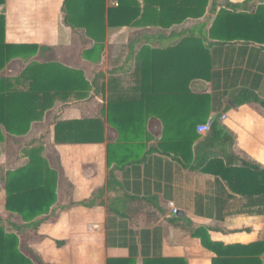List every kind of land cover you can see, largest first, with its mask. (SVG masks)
<instances>
[{
  "label": "crops",
  "instance_id": "crops-1",
  "mask_svg": "<svg viewBox=\"0 0 264 264\" xmlns=\"http://www.w3.org/2000/svg\"><path fill=\"white\" fill-rule=\"evenodd\" d=\"M64 1L6 0L0 7L6 19V43L45 48L34 58L14 59L7 67L16 61L48 62L40 58L50 51L67 53L70 60L60 62L84 70L92 83L103 74L101 89L98 93L93 90L90 101H57L42 122L33 123L28 135L6 136V146L12 138L30 140H21L16 146L15 162L6 156L8 152L0 153V176L28 164L26 157H20L21 148L38 146L58 173L56 214L41 223L29 240L30 247L45 264H108L110 259L144 264L158 258L182 259L187 264H214L215 260L221 264H244V260L245 264H264V184L260 186V178L249 173L222 177L204 172L205 167L196 169V165L220 162L264 170V107L260 103L264 102V45H211L207 77L192 81L190 93L172 96L166 108V128L156 116L157 110L148 111L142 105L131 116L126 113L122 117L118 112L122 140L107 118L110 98L141 97L138 64L142 50L149 47L163 52L191 36L206 38L222 7L247 0H211L203 18H190L169 29L108 28L101 62L81 59L83 48L93 47L95 41L85 30L73 31L65 24ZM113 2L117 0H107V9ZM170 67L175 70L178 66ZM166 74L167 78L159 79L161 84L172 87L182 83L185 88L186 80L168 76V70ZM245 93L253 98L246 100ZM57 116L58 122L99 118L104 141L56 143L53 123ZM202 125H211V131L200 134L197 128ZM214 126L219 132H213ZM187 130L197 136L191 144L175 135ZM166 131L174 134L164 142ZM126 156L135 162L122 166ZM110 172L114 181L108 186ZM98 194L94 206L81 205ZM6 200L2 183L0 213L6 212ZM198 229L208 232V236L204 234L208 247L193 236Z\"/></svg>",
  "mask_w": 264,
  "mask_h": 264
},
{
  "label": "trees",
  "instance_id": "trees-1",
  "mask_svg": "<svg viewBox=\"0 0 264 264\" xmlns=\"http://www.w3.org/2000/svg\"><path fill=\"white\" fill-rule=\"evenodd\" d=\"M5 1L0 0V7ZM210 1L117 0V6L113 5L107 9V0H65L64 22L73 31L85 30L87 36L95 41L93 47L83 48L80 53L81 59L100 62L108 28L160 26L169 29L190 18H203ZM250 3L256 5L254 10H245L244 8ZM5 31V15L0 14V73L12 60L34 58L45 49L39 45L8 44ZM234 42L264 45V0H247L243 4L227 3L218 12L206 38L191 36L183 39L178 46L163 52H153L149 47L142 50L138 64V71L141 73L139 81L141 97L120 101L110 98L107 108L109 125L119 132L122 139L123 125L118 112L122 117H126L124 116L126 113L131 116L137 107L143 105L148 111L152 108L157 110L156 116L163 121L166 128V115H168L166 108L169 107L168 103L172 96L190 93L192 81L207 77L211 63L210 46ZM172 64L178 67L174 70V67H170ZM167 70L168 76L178 77L180 81L186 80L185 88L182 83L172 86L174 88L168 84H161L159 79L167 78ZM97 77L92 83L84 70L67 67L60 61H34L19 75L0 76V143L5 142L6 136L28 135L33 123L42 122L46 113L55 107L57 101L75 104L90 101L93 90L98 93L101 89L99 80L102 79L103 74L99 73ZM244 98L249 100L253 97L245 93ZM153 103L155 105H152ZM260 103L264 107V102L260 101ZM127 120L129 122L132 119L126 118ZM53 125L56 143L104 141V125L96 117L58 122L57 116ZM217 129L214 126L213 132H219ZM173 134L170 131L164 132L162 140L166 142L169 135ZM175 135H181L190 144L197 138L195 132L191 130ZM42 152L43 148L40 146L28 150L21 148L20 157H26L29 160L28 164L7 173L6 176H0V185L5 184L7 194L5 210L19 219L7 221L5 225L0 218V264H45L41 256L29 245V240L37 234L41 223L49 219L47 217L55 216L54 206L58 201V173L49 166ZM130 157L126 156L125 164L122 163V166L135 162V159ZM108 158L111 165L112 156ZM212 163L196 165V169L205 167L204 172L222 177L254 174L255 178H260V186L264 184V170L259 167L244 164L242 168H234L220 162H214V165ZM113 176V172H110L108 186L113 183ZM254 192L260 193L262 190ZM204 234L208 236L206 230L198 229L193 236L201 238L203 244L207 246ZM209 247L214 248L213 245ZM108 264H136V262L132 259H110ZM144 264L187 263L182 259L158 258L146 260ZM214 264L221 262L215 260Z\"/></svg>",
  "mask_w": 264,
  "mask_h": 264
},
{
  "label": "rangeland",
  "instance_id": "rangeland-1",
  "mask_svg": "<svg viewBox=\"0 0 264 264\" xmlns=\"http://www.w3.org/2000/svg\"><path fill=\"white\" fill-rule=\"evenodd\" d=\"M256 7V5L254 3H250L248 6H246L244 9L247 10V11H252L254 10V8ZM61 54V55H60ZM43 57L40 58L41 61H57V57L58 56V61H66V60H70V57L67 55V53H62V52H59L58 55L53 53V52H44ZM74 57V55L72 56ZM75 60V58H73ZM101 62V61H100ZM28 65V63L26 61H16L12 64H10L7 69L3 72V73H0V76H16V75H19L23 69ZM86 69V68H85ZM52 114L56 112V110L54 111H51ZM51 116H49L50 118ZM21 140H23L22 142L23 143H28L30 138L27 139V141H25L24 139H16V138H12V140L10 141V144L13 142L15 143V146L14 144H12V146L9 144V146H6V143L4 142L3 144L0 145V153H6V156L9 158V160L11 161H16V159L14 158L15 157V150H16V146L17 145H21ZM15 159V160H14ZM16 167L19 165V163L15 164ZM98 195H95L94 198L92 200H90L89 202H84V203H81L82 206H85V207H90V206H94L96 204V201L98 199ZM88 206H87V205ZM0 218L3 219V223L6 225L7 224V221H11V220H14V221H18L19 219L15 216H12L10 215L9 213L7 212H2L0 213Z\"/></svg>",
  "mask_w": 264,
  "mask_h": 264
},
{
  "label": "built area",
  "instance_id": "built-area-1",
  "mask_svg": "<svg viewBox=\"0 0 264 264\" xmlns=\"http://www.w3.org/2000/svg\"><path fill=\"white\" fill-rule=\"evenodd\" d=\"M113 5L117 6L118 3H117V2H113ZM197 130H198V132H199L200 134H207V133H209V132L211 131V125H202V126H198ZM173 206H174V205L172 204V207H173ZM173 210H174V213H175V214L178 212V210H177L175 207H173Z\"/></svg>",
  "mask_w": 264,
  "mask_h": 264
}]
</instances>
